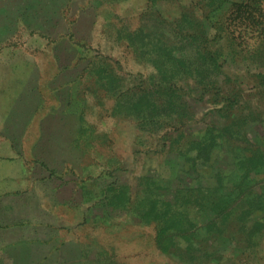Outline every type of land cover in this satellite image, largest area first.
Wrapping results in <instances>:
<instances>
[{
  "label": "rangeland",
  "instance_id": "1",
  "mask_svg": "<svg viewBox=\"0 0 264 264\" xmlns=\"http://www.w3.org/2000/svg\"><path fill=\"white\" fill-rule=\"evenodd\" d=\"M21 1L0 0V88L7 87L10 96L34 90L19 103L33 109L35 120L51 112L44 119L50 124L47 144L55 146L44 158L66 182L51 200L42 196L41 210L35 211L33 223L40 226L32 230L41 242L10 245L16 256L4 264H27L32 255L37 264L38 254L40 264H264V0L252 13L259 30L230 20L235 6L247 0H223L210 17L196 0H159L154 11L147 0H73L76 15L83 9L75 29L85 39L81 42L72 37L52 41L27 29L18 12ZM69 7L67 2L62 11L67 21L76 19L67 17ZM156 17L171 27L183 18L209 22L220 62L238 78L229 86L240 101L226 116L218 112L221 102L186 91L193 117L182 132L168 127L148 132L129 111L138 88L132 90L136 95L117 101L91 93L88 81H74L84 65L81 59L98 52L119 74L144 80V88L153 69L133 35ZM60 25L66 29L65 19ZM117 104L124 116H111ZM242 109L256 110L252 117L257 120L246 129L237 119ZM225 123L223 130H212L211 125ZM210 133L220 138L207 152L203 146L209 139L191 140ZM30 151L24 149L28 156ZM160 178L169 181L166 198L172 204L177 200L183 228L179 249L167 254L155 244L157 223L146 224L134 212L142 199L148 205L154 195L156 207L164 211ZM111 181L125 186L118 201L129 197L123 208L104 203Z\"/></svg>",
  "mask_w": 264,
  "mask_h": 264
},
{
  "label": "trees",
  "instance_id": "2",
  "mask_svg": "<svg viewBox=\"0 0 264 264\" xmlns=\"http://www.w3.org/2000/svg\"><path fill=\"white\" fill-rule=\"evenodd\" d=\"M147 1L149 2L150 11H154L159 0ZM196 1L197 4H200L199 9L207 12L205 17H210V14L214 10L220 9L223 3V0ZM247 1L244 4L241 3L235 6L233 18H230V20H235L239 23V26L248 27L249 25L252 28L253 26L257 27L256 30L263 29L252 14L258 11L256 4L260 0ZM21 2L22 4L18 5L21 21L27 29H31L40 37L49 38L52 41H59L60 38L67 37L75 38L76 42L85 41L84 38L76 36L78 33L75 29L79 15H76L74 5H72L71 12L76 15V19L67 21L62 15L63 7L70 0H22ZM250 7L252 9L249 10ZM11 14L12 11L7 14L8 18L11 17ZM64 19L67 27L61 29L62 26H59V23H62ZM186 19L188 18H183L181 21L188 24L187 26H182L180 21L171 27L169 24H163L160 17L151 18L149 24L144 23L135 30L133 43L138 48H143L141 53L148 55L146 60L153 69V73L148 76V82L144 88V80L135 82V80L131 81L127 76L119 74L106 61L107 59L103 58L98 52L81 59L84 65L75 74L74 81L78 79L88 81V88L91 93L103 92L105 97H112L117 101L124 99V97L136 95L132 94V90L138 88V97L131 98L129 111L142 122L144 130L148 132L159 131L162 127L172 128L173 130L180 129L182 132L181 127L193 117L190 102L186 99V91L189 92V96L195 93L199 99L208 98L216 105L221 102L218 112L226 116L231 107L240 101L239 92H237L238 95H232L235 87L231 90L229 86L238 78L225 69L223 63L220 62L221 51L219 47L212 44L213 35L210 34L209 22L198 18L193 21ZM31 22H35L37 25L31 28ZM11 23L12 21H9V26ZM222 26L225 27V24H222ZM191 28L194 29L192 32H190ZM262 43L264 45V42ZM177 76L182 77L185 81L175 80ZM241 106L239 103V107ZM113 111L111 116L116 114L124 116L118 104ZM252 111L249 113H245L244 109L239 111L237 119H239L240 127L246 129L245 127L249 123L257 120V118L252 117L256 110ZM225 122L229 121L226 119ZM259 122L262 123L263 119H260ZM226 123L221 126L211 125L212 130H223ZM218 138H220L218 135L211 134L208 138L201 135L191 140L201 144L209 139L210 142L203 146L206 151L214 139L218 140ZM158 180L160 183L165 182L164 188L161 187V190H164L165 197L162 195L163 199L160 200V202L166 203L164 211H159L156 207L159 199L154 195L153 199L149 200L148 205L146 202L143 203L144 199H142L134 208V212L146 224L157 223L155 244L160 252L167 254L179 249L180 240L177 239V236H182L180 233L183 230L182 218L180 211L175 206L177 200L173 202L174 204L167 201L168 179L160 178ZM106 185L108 188H106L107 191L103 195L104 203L108 206L123 208L127 204L126 202L129 201V197H125L122 204L118 201L125 186L119 185L117 181H111Z\"/></svg>",
  "mask_w": 264,
  "mask_h": 264
},
{
  "label": "crops",
  "instance_id": "3",
  "mask_svg": "<svg viewBox=\"0 0 264 264\" xmlns=\"http://www.w3.org/2000/svg\"><path fill=\"white\" fill-rule=\"evenodd\" d=\"M69 3L71 9L73 0ZM87 4L93 3L88 1ZM92 10L90 7L89 12ZM69 13L67 17L72 16V12ZM33 92L21 90L19 95L10 96L7 87L6 90L0 88V264L15 258L10 245L41 242V238L35 237L32 230L40 226L33 223L35 211L39 213L41 210L42 196L46 197L45 200H51L57 194L58 186L66 182L63 183L64 179L58 177L56 169L44 158L47 150L55 146L47 144L50 124H45L44 119L51 112L35 120L33 109L29 110L19 103V97H29ZM31 133L35 134L30 136ZM28 147L31 148L29 156L24 152ZM52 203L56 204L54 201ZM31 259L27 264H35V256L32 255ZM40 259L41 255L38 254L37 264H40Z\"/></svg>",
  "mask_w": 264,
  "mask_h": 264
}]
</instances>
